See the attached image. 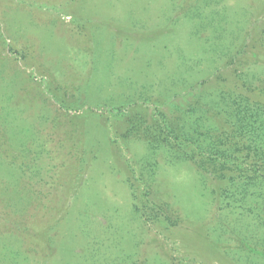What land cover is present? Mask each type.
I'll list each match as a JSON object with an SVG mask.
<instances>
[{"label": "rangeland", "instance_id": "374dc122", "mask_svg": "<svg viewBox=\"0 0 264 264\" xmlns=\"http://www.w3.org/2000/svg\"><path fill=\"white\" fill-rule=\"evenodd\" d=\"M243 70L264 0H0V264H264V222L145 133Z\"/></svg>", "mask_w": 264, "mask_h": 264}, {"label": "trees", "instance_id": "16d2710c", "mask_svg": "<svg viewBox=\"0 0 264 264\" xmlns=\"http://www.w3.org/2000/svg\"><path fill=\"white\" fill-rule=\"evenodd\" d=\"M260 83L244 70L230 83L216 76L198 81L173 97L165 110L155 106L156 123L147 125L145 133L151 131L169 153L219 185L227 208L252 214L262 224L264 84Z\"/></svg>", "mask_w": 264, "mask_h": 264}]
</instances>
